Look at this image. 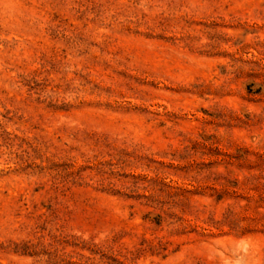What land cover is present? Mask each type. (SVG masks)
<instances>
[{"label": "rangeland", "instance_id": "1", "mask_svg": "<svg viewBox=\"0 0 264 264\" xmlns=\"http://www.w3.org/2000/svg\"><path fill=\"white\" fill-rule=\"evenodd\" d=\"M0 264H264V0H0Z\"/></svg>", "mask_w": 264, "mask_h": 264}]
</instances>
